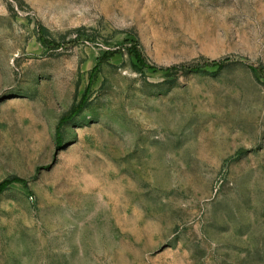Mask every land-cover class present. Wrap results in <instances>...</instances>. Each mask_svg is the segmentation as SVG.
Returning <instances> with one entry per match:
<instances>
[{"label": "rangeland", "instance_id": "1", "mask_svg": "<svg viewBox=\"0 0 264 264\" xmlns=\"http://www.w3.org/2000/svg\"><path fill=\"white\" fill-rule=\"evenodd\" d=\"M0 264H264V0H0Z\"/></svg>", "mask_w": 264, "mask_h": 264}, {"label": "trees", "instance_id": "2", "mask_svg": "<svg viewBox=\"0 0 264 264\" xmlns=\"http://www.w3.org/2000/svg\"><path fill=\"white\" fill-rule=\"evenodd\" d=\"M130 54L133 58H135L137 60V62L139 64H144V61H143V58H142V54L139 50V45L137 43H134L133 47L130 49ZM228 60H225L223 62H211V63H207L208 66H213V67H216V66H221V65H224V64H228L227 62ZM193 67H183L181 68V70H184V71H187V70H191Z\"/></svg>", "mask_w": 264, "mask_h": 264}]
</instances>
